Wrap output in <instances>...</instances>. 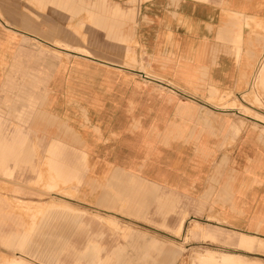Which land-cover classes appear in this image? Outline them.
Segmentation results:
<instances>
[{
    "label": "crops",
    "instance_id": "0c3cea01",
    "mask_svg": "<svg viewBox=\"0 0 264 264\" xmlns=\"http://www.w3.org/2000/svg\"><path fill=\"white\" fill-rule=\"evenodd\" d=\"M263 66L264 0H0V174L12 177L0 181L33 204L59 199L145 231L181 230L180 199L208 201L234 233L224 241L253 252L264 239V110L243 95L264 83ZM68 204L47 209L55 228L75 224L87 263L107 264L113 251L93 241L102 233ZM219 236L197 222L187 235ZM150 243L147 255L175 261L177 250ZM207 250L195 264H220Z\"/></svg>",
    "mask_w": 264,
    "mask_h": 264
},
{
    "label": "rangeland",
    "instance_id": "374dc122",
    "mask_svg": "<svg viewBox=\"0 0 264 264\" xmlns=\"http://www.w3.org/2000/svg\"><path fill=\"white\" fill-rule=\"evenodd\" d=\"M64 58L67 57L64 56ZM132 67L135 68V66ZM261 72H264V66ZM261 77L264 78L262 75ZM262 84L264 83H252L250 86L249 83L248 92L244 93L243 99L253 108L264 110V103H261L260 98L257 97L260 92L264 94V85ZM243 113L246 116L263 120L251 110L244 109ZM0 177L8 179V181L12 179V177L8 178L5 173L0 174ZM60 186L64 187L65 185H54L53 189L42 185V189L50 194L52 192L68 198L76 197L74 192L61 191ZM12 190L13 186L10 182L5 184L0 181V264H4L7 260H24L32 262V264H75V262L88 264L87 261L90 258L85 255V235H80L79 232L75 233V224L70 222L65 223L62 226L63 229L55 228L54 214L47 213V209L52 204L68 203L59 199H50L46 202L41 201L39 204H33L17 198L23 195L18 189ZM200 203H202L201 206H199ZM179 204V212H185L182 229H177L179 223L171 227L165 222L163 226H156L159 228L157 231H145L114 218L99 215L97 212L68 205L82 214V220L90 224L89 233L95 235L102 233V235L94 237L93 241L97 242L101 248L106 249L108 253L113 251L107 264H195L197 254L202 253L204 249H209L204 256L206 262L237 263L236 258L226 255L228 252L240 254L264 264V239L260 238L259 246L253 252L240 250L233 244V239L228 242L224 241L227 234L234 235V233L222 226V222L215 216L214 211L209 209L208 201L181 198ZM39 209L42 210L39 211ZM42 217H45L44 223H42ZM181 217L179 215V219ZM109 219L115 220L118 226H112ZM196 222L202 228L220 231L219 240L213 238L210 242L203 241L200 237H187L188 230ZM124 233H128V237L125 238ZM9 235H13L12 245L6 240ZM22 236H27L26 245L23 250H19L17 243ZM152 240H156L158 250L167 251L169 248L177 250L175 261L171 263L170 257H167L162 250L147 255L146 250ZM243 248L251 251L252 245L246 244ZM105 256V252L101 253L98 260L107 259ZM168 260L169 262H166Z\"/></svg>",
    "mask_w": 264,
    "mask_h": 264
}]
</instances>
